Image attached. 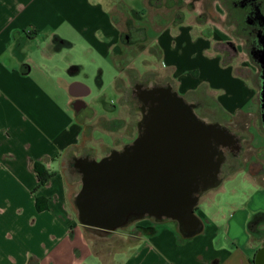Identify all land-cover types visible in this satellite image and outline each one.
<instances>
[{
	"label": "crops",
	"instance_id": "obj_1",
	"mask_svg": "<svg viewBox=\"0 0 264 264\" xmlns=\"http://www.w3.org/2000/svg\"><path fill=\"white\" fill-rule=\"evenodd\" d=\"M163 9L172 16L164 17ZM226 13L219 0H0V264H264V178L255 172L239 177L230 171L202 191L194 207L195 230L144 217L136 232L126 233L79 221L72 205L81 180H68L64 170L67 157L68 168L81 178L71 162L82 157L76 148L85 106L76 112L71 101L77 97L92 110L86 102L91 87L65 79L87 77L90 70L53 59L76 38L112 62L114 87L121 73L115 60L126 51L120 44L135 28L151 39L146 53L152 64L143 71L134 66L140 74L153 73L156 82L195 102L194 112L205 122L235 127L236 119L248 120L246 105L257 106L255 125L264 129L261 86L238 69L241 43ZM125 25L129 30L123 31ZM40 28H48L41 39ZM31 41L42 43L36 57ZM137 48L131 61L146 51ZM75 83L83 94L69 93ZM103 85L96 78V88ZM99 102L106 106L104 99ZM34 162L53 176L33 192ZM36 196L47 198L46 209H37Z\"/></svg>",
	"mask_w": 264,
	"mask_h": 264
},
{
	"label": "water",
	"instance_id": "obj_2",
	"mask_svg": "<svg viewBox=\"0 0 264 264\" xmlns=\"http://www.w3.org/2000/svg\"><path fill=\"white\" fill-rule=\"evenodd\" d=\"M264 69V48L260 55ZM150 105L146 136L137 139L142 162L128 168L123 157L75 158L81 169V187L74 197L79 221L92 228L115 230L133 218L174 219L185 230H195L194 207L205 189L216 185L225 147H234L235 135L224 125L205 122L182 96L166 87L143 93ZM264 107V81L261 86ZM128 157V156H127ZM120 165V166H119Z\"/></svg>",
	"mask_w": 264,
	"mask_h": 264
},
{
	"label": "rangeland",
	"instance_id": "obj_3",
	"mask_svg": "<svg viewBox=\"0 0 264 264\" xmlns=\"http://www.w3.org/2000/svg\"><path fill=\"white\" fill-rule=\"evenodd\" d=\"M223 3L225 7L226 18L227 20H231V23H235V27H233L234 32V40H237V42H240L241 44L236 45V58L239 60V66L238 69H240L241 73L246 75L251 79V82L257 85V87L262 86L264 81V69L262 67V64L260 62V55L262 54V49L264 46H261L260 41V50L257 54H255L254 50L251 49L253 46L257 43V40L261 36V40L264 41V35L262 33L258 34V37H256L257 34V28L264 29V0H219ZM254 4L257 6V14L261 16L259 19V22L263 21L261 24L252 23L251 19V8H253ZM155 13V11H154ZM251 13V14H250ZM161 14L166 17H169V14L172 16V11H166V9H163L161 11ZM129 15V14H128ZM136 24H140L141 22L135 21ZM229 24V23H228ZM48 28H40L39 37L40 39L42 36H44L48 31ZM124 30H129V27L126 25L122 27ZM31 29L30 27L26 28V31L29 32ZM132 32L130 34V38L127 42H122L120 44V48L123 50H126L122 53V55H117L116 63H118V68L121 71V74L116 78L115 80V89L112 85H110L111 80V73H112V62L107 59H101L100 56L95 52L89 49L87 45H85L80 38H76L79 42H76L74 40V46L72 48H62L61 52H58L57 55L53 58L57 62H60V60L67 59V61L71 60L72 65L75 66L79 63H81L86 69L88 68L90 70V73L86 77L84 74H78L74 76H68L65 74L66 80H72L73 78L80 79L86 84L88 87H91L92 92L91 95L86 98V102H88L89 106L92 107L91 112L88 110V106L85 104V111L83 119H88L91 117V119L95 118V120L92 123H84L82 122V125L80 126V143L77 146V152L82 151L84 147L87 148V150L90 152V156L99 160L106 154V148L105 143H107V136L108 132L105 130V126L103 127L104 122L106 121V116L108 117H129V121H132L134 118V113L132 112L133 109L129 108V114L127 113V107L123 106L120 107V103L118 98H121L120 95H118L119 91H122L123 89L127 88V94L129 95V88L130 86L136 82L138 79L139 81H146L149 80V77L151 78L153 76V73H145L140 74L139 71L135 70L136 66L140 71L144 70V66L149 64L148 61H150V65L152 64V58L149 54H147L151 48H149L150 44V36L142 37L140 35V31H138L134 28L131 29ZM134 33V34H133ZM28 33H26L27 35ZM134 36V37H133ZM138 39L141 42H132V40ZM32 42V41H31ZM29 42L28 45H31V51L33 55L36 57V55L39 54L40 50L38 48V45H42V43H37V41H33L32 43ZM138 46H143V49L145 48V53H141L134 61H131L130 57H135L137 53H139ZM224 49V51L227 54H234V52L228 47V46H220ZM258 50V49H257ZM147 52V53H146ZM115 53H113L114 55ZM227 56V55H226ZM230 57V55H228ZM144 60V61H143ZM66 60H64L65 62ZM114 61V62H115ZM63 62V63H64ZM144 62V63H143ZM91 63V65H90ZM155 62H153L154 64ZM128 66V67H126ZM133 66V67H132ZM128 68L127 70H125ZM130 68V69H129ZM102 69L104 71L102 74H99V70ZM143 75V76H142ZM96 78L101 79L104 82L103 87L100 89L96 88ZM96 94H98V98L102 96V98L98 99L101 101V99H104L107 103H111L112 105H116L117 109L112 110V108H105L100 104L99 101H95ZM124 98V96H123ZM125 99V98H124ZM94 100V101H93ZM93 109L96 110V113L93 111ZM125 110V111H124ZM244 112H247V121L244 119H236V126L234 127L233 123L226 122L225 125L229 126L230 131L233 134H236L239 136L240 145L239 149L236 151H227L223 154V167L221 170L220 175L225 176L226 173L230 171H235V176H243L246 174L247 171L255 172L258 174V177L264 178V129L259 127L257 129L255 122L259 118L258 116V107L254 106L252 104L246 105L243 108ZM128 114V115H127ZM84 121V120H83ZM230 123V124H229ZM128 127H130L129 123ZM250 127L248 128V126ZM125 128L123 127L121 129V133ZM132 134L134 135L136 133L135 127L132 125L131 128ZM254 134L256 136V140L251 144V141L249 140V137L251 134ZM263 133V134H262ZM262 136V137H261ZM104 142V143H103ZM102 145V147H101ZM67 157H65V173L66 177L70 181H77L80 179V176L78 173L73 171V169L70 167L68 168L67 165ZM233 173V172H232ZM75 200V199H74ZM73 209L77 212L76 206L73 201L72 205ZM145 218H149L150 220H158L152 216H146ZM143 218H135L131 219L129 223L124 225V227L117 228L118 230H122L121 232H128L133 233L136 232L137 228L135 226L136 222L142 221ZM163 224H169L174 225L178 224V227L180 225V222L174 219H167L163 218ZM181 229V228H180Z\"/></svg>",
	"mask_w": 264,
	"mask_h": 264
},
{
	"label": "flooded vegetation",
	"instance_id": "obj_4",
	"mask_svg": "<svg viewBox=\"0 0 264 264\" xmlns=\"http://www.w3.org/2000/svg\"><path fill=\"white\" fill-rule=\"evenodd\" d=\"M251 11H252V14L251 13L250 14H251L252 23L258 22V24H261L264 20L262 22L260 21L261 23L259 22V19L261 18V16L257 14V6L255 4H254L253 8H251ZM263 26H264V24H263ZM262 33L264 34L263 27L261 29L257 28L256 37H258V34L262 35ZM259 37L260 38L257 40V43L253 46V48H251L254 50V52L257 51V49L260 50V46H258V45H260V41L262 43L261 46L262 45L264 46V41L261 40V36H259ZM263 37H264V35L262 36V38ZM256 53L257 52H255V54ZM127 69L128 68H126L125 70H127ZM80 87L81 86L77 83L71 84L68 88L69 93L74 94V95L75 94H83V92L81 93L78 90ZM157 87H166V88H170L172 90V88L169 84H167V83L162 84V83L156 82L153 77H151V78L149 77V80H146V81H139L137 79L136 82L133 83L129 88V95L130 96H128V94H127V91H126L127 88L118 92V95L121 96V98H118L119 103H120V107L126 106L127 107V113L129 112V108L130 109L132 108L133 109L132 112L134 113V118L132 121H129V117L120 118L117 116H113V117L112 116L111 117L106 116V121L104 122L103 127L105 126L104 127L105 130L108 132V135H106L108 142L105 143V145H104L106 148V151H105L106 154L103 157L107 156L110 159L114 156L115 157L125 156V158H124L125 160H122L120 162L121 166L127 165L128 168H132L133 166H136V168L138 170L141 168L142 162H141L140 158L137 157L136 162H134L133 157H131V156L134 153H137L138 155H140L144 151V147L141 148L139 145L137 147H133V146H134L135 141L137 139L141 140V139H144V137L146 136L145 120L151 114L150 109H149L150 108L149 102L143 100V94L142 93L148 89L157 88ZM114 89H115V85H114ZM123 96L125 99L123 98ZM105 104H106L105 107H107V108L108 107L112 108V110L117 109L116 105H112L111 103H107L106 101H105ZM190 104L195 108V102H190ZM71 106L74 108V111L79 112L85 106V104L83 101H80L76 97V98L72 99ZM95 118L91 119V117H90L88 119H83L84 121L82 120V122L92 123L95 120ZM82 122H81V125H82ZM126 123H129L130 127H128V124H126ZM132 125L135 127V130H136V133L134 135L132 134V131H131ZM224 126L229 129V126H227V125H224ZM123 127L125 128V130L123 131V133H121L120 131ZM234 135L236 137L235 146L233 148L232 147H225L224 153L226 152V149H229L233 152L239 149L241 139L236 134H234ZM101 147H102V145H101ZM78 154L81 155L83 158L87 157V158L91 159L90 152L87 150L86 147H84L82 149V151L80 150V152H78ZM223 161H224V159H223ZM71 164L74 168H77L78 170H80L82 168L80 163L78 162V159H74L71 162ZM222 167H223V162H222L221 167H220L219 176H220ZM133 219H135V218H133ZM180 228L183 231H189V230H185L183 228L182 223H180Z\"/></svg>",
	"mask_w": 264,
	"mask_h": 264
},
{
	"label": "trees",
	"instance_id": "obj_5",
	"mask_svg": "<svg viewBox=\"0 0 264 264\" xmlns=\"http://www.w3.org/2000/svg\"><path fill=\"white\" fill-rule=\"evenodd\" d=\"M255 52H257L256 54L258 56L259 50L255 51ZM261 117H262V125L264 127V107H262ZM227 151H230V150L226 149V152ZM33 170L35 172V175H36V178L38 181L36 187L33 190V192H34L39 187L44 185L53 176V172H49L47 170V168L40 162H34L33 163ZM35 203H36V207L38 210H44L48 207L47 198H45L43 196H36Z\"/></svg>",
	"mask_w": 264,
	"mask_h": 264
}]
</instances>
